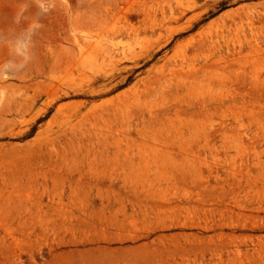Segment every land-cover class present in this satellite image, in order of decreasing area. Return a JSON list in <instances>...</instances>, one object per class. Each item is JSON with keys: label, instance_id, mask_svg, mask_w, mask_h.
Here are the masks:
<instances>
[{"label": "rangeland", "instance_id": "obj_1", "mask_svg": "<svg viewBox=\"0 0 264 264\" xmlns=\"http://www.w3.org/2000/svg\"><path fill=\"white\" fill-rule=\"evenodd\" d=\"M0 264H264V0H0Z\"/></svg>", "mask_w": 264, "mask_h": 264}]
</instances>
